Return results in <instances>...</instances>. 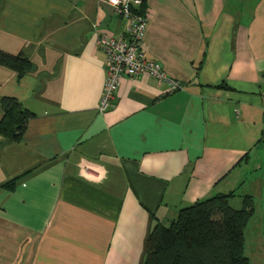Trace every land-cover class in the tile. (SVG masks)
Here are the masks:
<instances>
[{"label":"crops","instance_id":"obj_1","mask_svg":"<svg viewBox=\"0 0 264 264\" xmlns=\"http://www.w3.org/2000/svg\"><path fill=\"white\" fill-rule=\"evenodd\" d=\"M141 15V51L178 89L122 76L98 112L95 41L126 21L104 0H0V52L29 62L0 66V96L31 114L19 143L0 138V185L18 176L0 189V264H142L156 221L261 174L264 0H145Z\"/></svg>","mask_w":264,"mask_h":264},{"label":"trees","instance_id":"obj_2","mask_svg":"<svg viewBox=\"0 0 264 264\" xmlns=\"http://www.w3.org/2000/svg\"><path fill=\"white\" fill-rule=\"evenodd\" d=\"M144 7L145 0H140L136 12L141 15ZM0 66L20 77L29 62L20 55L0 52ZM216 88L226 86L221 83ZM0 113V138L6 143H19L31 114L15 99L3 96ZM17 179L0 185V189H11ZM234 197L233 191L215 194L179 209L166 226L156 221L145 239L142 264H249L243 255L242 231L252 214L251 197L237 196L241 198L238 210L228 205Z\"/></svg>","mask_w":264,"mask_h":264},{"label":"built area","instance_id":"obj_3","mask_svg":"<svg viewBox=\"0 0 264 264\" xmlns=\"http://www.w3.org/2000/svg\"><path fill=\"white\" fill-rule=\"evenodd\" d=\"M104 1L126 21V26L124 33L117 37L100 34L96 38L95 45L103 54L105 68L97 111L102 112L111 106L119 79L122 76L133 78L138 75H146L158 83H167L169 91L178 89V84L167 79L159 65L146 59L141 51L145 20L135 10L140 4V0Z\"/></svg>","mask_w":264,"mask_h":264},{"label":"rangeland","instance_id":"obj_4","mask_svg":"<svg viewBox=\"0 0 264 264\" xmlns=\"http://www.w3.org/2000/svg\"><path fill=\"white\" fill-rule=\"evenodd\" d=\"M236 194L228 201L232 209L241 207L240 197L244 195H251L252 202V214L242 231L243 255L249 264H264V166L261 167V174L249 177L237 188Z\"/></svg>","mask_w":264,"mask_h":264},{"label":"snow or ice","instance_id":"obj_5","mask_svg":"<svg viewBox=\"0 0 264 264\" xmlns=\"http://www.w3.org/2000/svg\"><path fill=\"white\" fill-rule=\"evenodd\" d=\"M114 2H115V0H114Z\"/></svg>","mask_w":264,"mask_h":264}]
</instances>
